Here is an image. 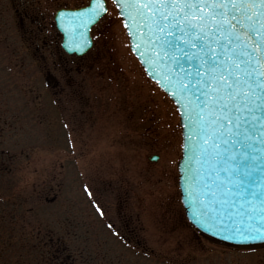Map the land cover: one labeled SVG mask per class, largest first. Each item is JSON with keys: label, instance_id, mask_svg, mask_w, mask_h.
I'll return each mask as SVG.
<instances>
[{"label": "rangeland", "instance_id": "obj_1", "mask_svg": "<svg viewBox=\"0 0 264 264\" xmlns=\"http://www.w3.org/2000/svg\"><path fill=\"white\" fill-rule=\"evenodd\" d=\"M38 1L45 19L27 35L33 38L30 59L21 52L29 42L25 30L9 0H0V158L13 166L12 174H2L0 194L17 193L16 210L3 212L15 213L5 218L16 230L6 238L13 245L0 246V264H42L44 250L36 240L49 237L61 239L66 264H252L259 250L189 226L176 177L178 112L130 51L111 2L107 18L92 29L94 45L84 57L101 51L110 61L85 66L62 49L53 14L88 0ZM41 27L44 34L37 32ZM77 64L79 72L63 69ZM64 74L70 81L62 80ZM78 83L82 103L74 93ZM68 85L71 93H61ZM126 182L128 221L119 201Z\"/></svg>", "mask_w": 264, "mask_h": 264}, {"label": "snow or ice", "instance_id": "obj_2", "mask_svg": "<svg viewBox=\"0 0 264 264\" xmlns=\"http://www.w3.org/2000/svg\"><path fill=\"white\" fill-rule=\"evenodd\" d=\"M108 4L91 0L72 15H86L95 27L107 18ZM111 4L134 41L147 32L133 51L148 65V75L185 107V150L191 155L184 203L193 209L194 223L211 234L230 233L225 239L264 242V0ZM85 190L93 194L88 185Z\"/></svg>", "mask_w": 264, "mask_h": 264}, {"label": "flooded vegetation", "instance_id": "obj_3", "mask_svg": "<svg viewBox=\"0 0 264 264\" xmlns=\"http://www.w3.org/2000/svg\"><path fill=\"white\" fill-rule=\"evenodd\" d=\"M35 0H9L10 4V8L12 9V12L14 13V19H16V21H18L20 23V30L24 31L25 30V34L26 36L28 35V33H30V35H33L34 32V24L37 23V21H39L40 19H45V14L43 11H40V9L37 6V2L34 3ZM38 2H42V0H39ZM1 19V17H0ZM36 19V21H35ZM40 31H44V28H40ZM27 40L26 41V51L27 54H30V56L33 54L32 53V45H33V38L32 37H28L27 36ZM25 50H21V51H25ZM103 53L100 51L99 53H97L96 51H94V53L91 55V59H86L84 58L89 57V54L84 55L82 57H78L79 61H81L82 65L84 64L85 66H88L89 64L92 65V63L89 62H96L99 59L103 58ZM86 59V62H84V60ZM104 65V63H102ZM94 66V65H93ZM104 66H107L106 64ZM81 67V65H75V67L73 65H69L67 66H63L64 71L66 72H79V68ZM60 70L62 71V68L59 67ZM69 75L64 74L62 80H69ZM60 81H57V85L59 86ZM71 85L68 86H62L61 87V93L66 94L67 92L71 93V89H67L70 88ZM81 91H82V87L81 84L78 83V86L75 85L74 86V93L79 94V98L78 101L79 103H82V96H81ZM84 103H90L91 104V110H93L92 107V103L89 101V99L85 98L84 99ZM2 166L5 167H9L10 172H13V166L12 163L9 162V164L5 161H3L0 158V168ZM125 175L122 176V178H124ZM144 177V176H143ZM1 180V178H0ZM122 184L124 185V181H122ZM140 184V183H139ZM122 185V189L124 190V192H121V196L119 197V201L121 203L122 209H124L123 215V219H125V221H128V214L126 213V207H128V200H129V190H128V183L126 182V186L124 187ZM140 186V185H139ZM16 196L17 193L16 192H12L10 194L9 197L7 198H3L1 197L0 194V221L3 220L5 222H7V219L5 218V216H9L11 214H15L14 212H11L10 214H3V212L5 211L4 209H12V210H16ZM5 202V205L9 204L10 208L5 207L2 208V202ZM12 217V218H11ZM9 217L8 219H10V221H16L15 218L13 216ZM2 223H0V229L3 230V239L4 241L1 239L0 236V246L3 245H12V240L6 242V238L9 236H11L13 234V232L16 230V225L12 224V223H8L9 225H1ZM128 225V224H127ZM45 237V236H44ZM48 237V236H47ZM41 242V246L43 247L42 253H41V260H42V264H66V258L64 255V248L59 244L58 247H53L52 249L50 248V245H53L54 240L51 238H46L45 240L38 241L37 243ZM51 242V244H50ZM58 243H60V239H58ZM32 245H35L32 242ZM44 253L46 254V257L44 258ZM255 261L254 264H264V249L262 251H259V255L255 254Z\"/></svg>", "mask_w": 264, "mask_h": 264}, {"label": "water", "instance_id": "obj_4", "mask_svg": "<svg viewBox=\"0 0 264 264\" xmlns=\"http://www.w3.org/2000/svg\"><path fill=\"white\" fill-rule=\"evenodd\" d=\"M84 8H86V7H84ZM80 9H82V8H80ZM80 9H61L56 14L57 24H58L59 28L64 31V34H65L63 45L65 46L66 50L69 52L76 50L79 53H82L91 44V38L89 37V31H90L91 26L87 24V16L85 15L83 18H80V17H74L72 15V13L78 12ZM61 11H63L65 13L64 16L59 15V13ZM124 25H125V21H124ZM127 33L129 34L128 29H127ZM129 37H130V43H131L132 50H133V44L134 43L137 46H139L142 39L147 40V38H148L146 31H141V32L137 33L135 41L133 40V38L130 35H129ZM178 44L181 48H183L184 41L180 40V41H178ZM78 47L82 50L76 49ZM141 51L147 52V49H141ZM157 51H159V50L157 49ZM166 51H167V49H166ZM184 51H188V49L184 48ZM134 53L140 59L141 63L145 67L146 73L148 74V65L143 63L141 56L138 55L137 52L134 51ZM148 55H149V57H151V53H148ZM171 67L175 68L176 65H171ZM184 68L186 71L188 70V64L187 63L184 64ZM158 71H161V73H163V69H158ZM151 78L154 80H157L160 84L158 77H151ZM168 94L172 97L171 92H168ZM191 98L192 97H189L188 99H191ZM174 101L176 102L178 109L180 111L181 123L183 125L184 142H183V155L179 161V171H180L179 184H180V188H181L182 200L184 203V201L187 198L186 193H185V187H186L185 167H186V164L188 163L187 157L189 155H191V152L185 150V144L187 141H186V129H185L184 125H186L188 123V121L187 120L182 121V115L185 112V107L182 106L181 104H179L176 100H174ZM185 103H187V101ZM184 207H185L186 214H187L188 218L190 219V221L196 226V228L201 230L193 221V217H192L193 209L188 208V206L185 203H184ZM201 231L208 233V232L203 231V230H201ZM208 234H211V233H208ZM211 235L216 236V237L223 239V240H226V241H230V242H240V241H233V240L225 239V236L230 235V233H221L219 235L211 234ZM240 243H242V242H240ZM249 243H251V242H249Z\"/></svg>", "mask_w": 264, "mask_h": 264}]
</instances>
